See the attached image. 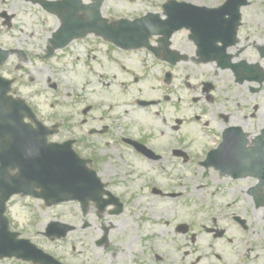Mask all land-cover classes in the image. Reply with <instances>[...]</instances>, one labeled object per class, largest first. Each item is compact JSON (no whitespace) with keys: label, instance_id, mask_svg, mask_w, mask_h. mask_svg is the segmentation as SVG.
I'll return each mask as SVG.
<instances>
[{"label":"rangeland","instance_id":"374dc122","mask_svg":"<svg viewBox=\"0 0 264 264\" xmlns=\"http://www.w3.org/2000/svg\"><path fill=\"white\" fill-rule=\"evenodd\" d=\"M165 1L104 0L103 14L113 19L124 17L134 19L150 11H161V5ZM196 3L217 6L222 3V0H196ZM3 13L6 14L5 17L1 16ZM243 22L240 29L241 43L232 52H238L240 59L253 63L259 62L264 68V59H260L256 52L257 46L264 45V0H251L250 5L243 11ZM11 25H16L13 32L18 36H22L24 31H27L32 33L33 40L46 41L58 27L59 21L38 5L29 4L23 0H0V29L2 26ZM188 34V31L177 32L173 37V47L193 56L196 48L188 38ZM2 40L8 41L5 37ZM62 52L65 54L55 59L54 64H49L51 71L45 68L47 63L36 62L38 67L35 69L34 88L41 89L37 100L42 103V110L49 114L53 111L52 108H55V113L62 116V113L72 111L69 107L71 100L80 103V110L91 104L93 113L89 117L93 118L92 126L100 127L108 124L110 136L116 138L119 136L135 139L143 137L148 140L147 138L153 136L149 138L151 144H147V147L152 153L161 156V164L154 165L148 163L142 156L134 155V158H129L130 164L123 174H114L106 170L98 171L102 173L101 177L104 179L107 177L111 180L115 179L116 194L132 196L133 193L130 191L125 193L124 187H134V184L139 186V194L151 192L150 186H147L145 190L142 187L144 180L147 179V185L164 188L165 192H176L177 195L172 200L175 203L181 204L190 200L199 206L203 202H217L220 203L219 207L213 205L214 208H219L217 212L231 205L227 211L231 214L230 216L236 215L234 212H237L248 219V229L237 228L230 218L223 221L221 227L225 234L216 240L213 248L209 247L211 238L206 234L198 235L193 246L190 245V240L185 241L184 238L176 243L177 248L171 240H168L166 244L162 242V252L166 253L167 259H174L178 264H190L193 259L201 256V260L195 264L208 262L222 264L216 257L208 255L217 252L221 255L224 253L228 264L234 261L235 255L247 250L246 248H249L248 253L253 250L255 253L264 254V218H262L264 209L257 210L255 206L250 205L252 203H249V196L245 193L246 187L255 183V180L247 178L235 181L230 177L220 176L213 169L208 170V175H205V169L197 163L198 160H203L210 149L219 144L224 126L239 125L247 132H255V129L264 126V86L262 90L254 92L251 87H258V84L247 80L238 83L231 70H222L216 66V63L197 64L188 61L170 68L167 64L161 65L159 61L157 62L145 49L122 50L94 35L78 40L69 48L60 51ZM65 60H67L66 63L62 65ZM61 68L64 71L67 70L65 73L68 78L65 88L68 84H72L75 90L71 98L68 97V91H65L64 95H58L57 91H61V88L55 90L46 87V79L51 75L56 78L55 72ZM167 70L173 73L170 86L164 84ZM59 72L62 74V71ZM140 100L153 103L142 106L138 104ZM55 102L57 105L50 108L49 104ZM72 115L75 120L80 121L82 118L77 112H72ZM55 119L52 118L53 121ZM75 120H67L66 125L69 126ZM89 128L80 125L75 137L87 138L88 147L93 148L97 139L96 135L87 137ZM106 142L108 140L104 139L101 146L110 148L112 145ZM169 142L184 149L190 155L191 162L183 164L178 160L180 162L177 163L171 149L161 148ZM119 157L118 154L114 155L113 169L115 164H121ZM194 158L196 163L193 162ZM125 166L126 164L123 168ZM180 176H184L183 179ZM175 177L177 180L173 181ZM176 182L177 187H175ZM193 186L195 189L190 192L189 188ZM141 187L144 190L142 192ZM238 189L242 191H237ZM142 196H145V193ZM135 198L134 193L131 200ZM159 200L169 199L151 192L145 203L141 205L159 211L160 207L156 209L160 206L157 203ZM235 204L238 207H234ZM19 206L20 204L16 203L14 207ZM69 208L70 205H65L64 208L52 209L57 217L55 219L62 220V216H65ZM16 216L19 217V215ZM106 218L117 224L116 217L109 219L107 216ZM202 218L203 215L196 214L194 220V225L199 231L204 229ZM207 225H211L210 222ZM18 229L48 252L58 255L57 250L54 251L53 248L44 244V240L37 233L38 227L24 226ZM87 230L90 231V228ZM243 233L247 240L245 243L241 242ZM93 234L96 235V233ZM72 237L73 234L68 237L69 247L78 246L79 241ZM61 245L65 249L66 244ZM60 254H64L68 260L72 257L68 251L59 250ZM204 257L208 260H204Z\"/></svg>","mask_w":264,"mask_h":264},{"label":"flooded vegetation","instance_id":"af4514ba","mask_svg":"<svg viewBox=\"0 0 264 264\" xmlns=\"http://www.w3.org/2000/svg\"><path fill=\"white\" fill-rule=\"evenodd\" d=\"M2 37L3 35L0 34V39ZM6 46L7 47L4 49L13 48L10 44H6ZM0 48H3V46L0 45ZM1 59L2 56L0 54V60ZM32 59H34V57L29 51L27 53L22 51V53L17 52L14 56L11 55L0 64V111L10 112L9 116L0 112V123L4 122V124L0 126H10L11 129L16 126V122L12 121L10 117L14 109L12 98L22 97L32 107L36 118L53 132V134L49 136L50 141L61 143L69 139H75L74 144H76V151L83 159L88 160V167L96 171L106 170L114 174H123L130 164L129 158H134V155L136 156L138 153L135 152L136 149L130 144V141V143L125 141V138L129 137L121 136L115 140L114 136L109 135L107 138L108 142L106 143L115 146L111 148L102 147L101 144L105 136L110 133V127L92 126L93 118L89 117L90 114L93 113L92 105H88L87 108L78 112L82 117L81 120H77L69 126L65 125L64 122H53L52 118H54V116L56 117V115L49 114L48 116L45 114L41 109V104L36 100L38 94L32 87L35 80V66ZM60 71H62V74L59 73L56 75V81H59L61 84L60 86H62L67 81L68 75L65 73L67 70L64 71L62 68ZM51 82L52 79L48 78L47 85L51 86ZM76 106L79 107L80 103L77 102ZM64 116L65 115H63L62 119H65ZM26 121L33 129L37 127L36 123L30 121L27 117ZM80 125L81 127H90L88 133H86L88 138L96 135L97 143L94 144L93 148L88 147V143L86 142L87 138L75 137V133ZM23 130L29 131L27 129ZM38 132L40 138L43 132ZM11 133H16V130H11ZM5 138L9 140L8 135ZM25 138L28 139L29 137L26 136ZM25 138L20 139L24 140ZM137 139L142 141L143 137ZM2 140L3 136L0 130V143ZM148 142L151 143V140ZM161 148L165 150L172 149V143L169 142L166 146ZM116 154L120 156L119 159L121 160V164H115V169H113L114 165L112 163H114L113 158ZM124 164H126V166L123 168ZM98 173L102 175L101 172ZM111 181L115 182V179L108 181V189L114 190L116 185L111 184ZM147 182V179L143 182L144 186L142 187L144 190L147 186L153 187V185H147ZM142 187V190H140L141 192L144 191ZM124 188L126 189L125 193H127V191L132 192L133 195L135 193L136 198L135 200H131V198L133 199V195L130 197H126L124 194L122 196L120 195V197L124 198V200H122L123 206L121 208V215H115L120 207L115 204H109L107 201H105V203L108 206H102L99 202H92L86 213H84L79 205L75 206V209L74 207H70L65 213L67 216L66 220L69 223L78 224L86 219L89 223L86 228L77 226L74 230V238L79 241L87 240L91 248L86 252L87 254L91 252L92 255L96 256L97 261L88 259L87 257H80L78 259L80 262L90 261L92 264H178L174 259H167L166 253L162 252V242L166 244L168 240H171L177 248L176 243L181 240V238H184L185 241L190 240L189 243L193 246L198 235L206 234L211 238L209 247L213 248L218 236L225 234L210 232L211 225H207L208 220L206 219L203 220L202 227L204 229L202 231L196 229L194 225L195 207L193 206V202L185 201L179 204L171 200H159L157 203L160 206H157L156 209L160 207L161 210L156 211L152 207L147 208L145 205H141V203H145L147 196H150V192H144L145 196H142L144 193L139 194V186L135 184L134 187ZM135 214L137 216H135ZM122 215H124V217H122ZM88 216H90V218H88ZM107 216L109 219L110 217H118L116 218L117 224L111 220H107ZM119 216H121V218H119ZM104 225L111 226V232L107 235V239L103 244L95 245V242L103 232ZM88 228H90V231L87 230ZM122 231L123 233H121ZM93 233H96V235ZM246 241V239L241 238V242ZM208 255L220 259L222 264H227L224 253L221 255L215 252L209 253ZM205 259L208 260L207 257H204V260ZM200 260L201 256H198L195 260L193 259L190 264H195ZM237 261H240L241 264H264V254L255 253V251L252 250L244 259H242L241 254L235 255L234 261L228 264H237ZM207 264L213 263L208 262Z\"/></svg>","mask_w":264,"mask_h":264},{"label":"water","instance_id":"95a60500","mask_svg":"<svg viewBox=\"0 0 264 264\" xmlns=\"http://www.w3.org/2000/svg\"><path fill=\"white\" fill-rule=\"evenodd\" d=\"M231 1V0H229ZM234 1V0H232ZM238 3L237 9L234 12V16H236V19L234 18V21L230 19V23H227V25H231L233 30L231 31H225L221 28V22L218 20L220 13L218 11H214L213 9L208 8H200L201 12H196L194 10L191 11H185L183 14L179 15L177 14V11L175 8H171L172 13L171 15H168V18L165 20H160L158 16L155 15H148L147 18H149L152 22H149L147 20L143 21V19L138 20L137 22H129L126 19H121L119 21H115L112 24H108L105 19L102 18L99 7L98 9L94 8L92 11H89L87 14L79 15V11L82 6H80V0H72V2H76L72 7H69L68 1H62L60 2L61 7L63 9L62 16H63V27L61 31H59L58 34L55 35V40L57 41L60 39L61 42H65V34L68 36L69 40L73 39L74 37L78 36H84L88 32H96L98 35L104 36L106 39H111L118 45H121L123 47H140L143 46L144 43L148 42V37L152 35L153 32L159 31L161 33H167L170 34L167 35V37H170L171 33L178 29L179 23L185 21V18L187 19L184 23L192 25V27H196L197 32L210 35L212 37H216L214 41L222 39V35H228L232 41L235 40L237 28L239 25L240 20V7L246 3V0H235ZM51 9L53 10L56 5L51 4ZM84 8V7H82ZM188 9H195V8H188ZM168 10H170L168 8ZM230 15L231 12H228ZM177 16H182L177 18ZM218 17V18H217ZM201 18V19H200ZM217 18V21H213ZM220 22V23H219ZM139 23V24H138ZM138 24V25H137ZM146 25H149V36L146 38L137 36L136 34L143 33L144 36L147 35V28ZM215 29L216 32L213 30ZM195 30V29H194ZM65 32V33H64ZM62 33V34H61ZM221 33V34H220ZM135 34V35H134ZM151 34V35H150ZM133 35V36H132ZM218 37V38H217ZM200 41V51L201 53H204L206 55H210L209 48L207 47L206 38L201 35L199 37ZM227 47V44L223 46V49ZM214 51L213 49H211ZM254 67H251L250 72H253ZM264 79V76L263 78ZM262 155H264V148H262L260 151H255L252 155L254 159L260 158ZM51 160V166L50 168L47 167L44 172V179H45V189L48 191H55L56 189H64V193L70 195L73 192V186L74 182L71 181L73 179V175H65L63 170L61 168H55L53 163L57 166L55 163V159ZM242 157L239 153H236L233 155L232 160V167L235 169H239V164L242 162ZM57 161V160H56ZM256 162V161H254ZM260 165V164H259ZM258 165V166H259ZM33 172H29L31 176H36L38 171V168L32 169ZM3 240L8 245L12 242V239L10 237H7L6 235H2Z\"/></svg>","mask_w":264,"mask_h":264}]
</instances>
